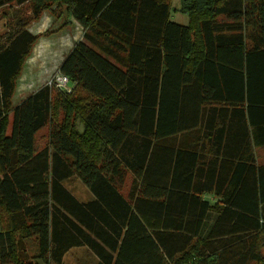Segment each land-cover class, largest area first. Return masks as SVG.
I'll return each mask as SVG.
<instances>
[{"label":"trees","instance_id":"1","mask_svg":"<svg viewBox=\"0 0 264 264\" xmlns=\"http://www.w3.org/2000/svg\"><path fill=\"white\" fill-rule=\"evenodd\" d=\"M52 5L83 28L57 67L71 91L45 83L14 104L27 27ZM4 7L0 264H68L74 247L92 264H264V0H178L186 24L169 0Z\"/></svg>","mask_w":264,"mask_h":264},{"label":"rangeland","instance_id":"2","mask_svg":"<svg viewBox=\"0 0 264 264\" xmlns=\"http://www.w3.org/2000/svg\"><path fill=\"white\" fill-rule=\"evenodd\" d=\"M169 5L171 7L170 19L177 23L186 24V15L174 10L178 7V0H169ZM14 9L11 7L0 9V41L12 30L9 23L10 21L13 22L11 18L14 15ZM60 10L59 8L55 9V5H52L27 27V30L37 35V39L16 79V89L12 98L14 104L39 86L45 83L52 84V79L59 72L57 67L61 60L73 44L82 37L83 28L73 18H70V22L66 25H62V18L56 20V15ZM78 124L81 125L80 122ZM46 136L47 127L36 133L35 139L38 147L46 143ZM255 154L257 162L259 164L264 163V146L257 147ZM63 185L80 201L92 198L91 192L76 176L65 179ZM32 243L31 240L26 243L29 256L32 255L30 251L34 248ZM95 260V256L85 247L71 248L63 256V262L68 264H92ZM39 264L43 263L40 262Z\"/></svg>","mask_w":264,"mask_h":264},{"label":"built area","instance_id":"3","mask_svg":"<svg viewBox=\"0 0 264 264\" xmlns=\"http://www.w3.org/2000/svg\"><path fill=\"white\" fill-rule=\"evenodd\" d=\"M52 84L57 87L59 90H63L65 92H70L71 86L69 84L68 77L62 73H57L54 79H52Z\"/></svg>","mask_w":264,"mask_h":264},{"label":"crops","instance_id":"4","mask_svg":"<svg viewBox=\"0 0 264 264\" xmlns=\"http://www.w3.org/2000/svg\"><path fill=\"white\" fill-rule=\"evenodd\" d=\"M88 200H90V199H88Z\"/></svg>","mask_w":264,"mask_h":264}]
</instances>
